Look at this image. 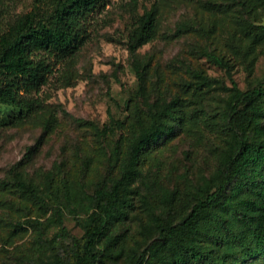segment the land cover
I'll list each match as a JSON object with an SVG mask.
<instances>
[{
    "label": "trees",
    "instance_id": "1",
    "mask_svg": "<svg viewBox=\"0 0 264 264\" xmlns=\"http://www.w3.org/2000/svg\"><path fill=\"white\" fill-rule=\"evenodd\" d=\"M108 1L33 0L30 11L12 18L0 14V125L24 123L43 106L42 86L59 63L79 51L89 19ZM225 1L205 6L224 14L234 4L249 14L245 0ZM259 2L264 7V0ZM235 24L248 39L246 52L264 42V24L244 15ZM158 25L159 7H144L127 36L136 97L125 102L124 117L111 115L107 125L94 129L99 140L111 138L106 174L87 183L69 176L63 161L27 173V162L50 130L52 118L42 124L35 145L27 148V161L18 162L20 171L14 170L13 180L2 181L41 210L12 226L14 234L32 229L34 254L3 264L264 262V80L240 89L234 81L227 86L193 69V91L198 93L192 101L186 105L179 94L166 98L155 89L156 82L153 88L147 83L151 58L137 54L156 37ZM191 28L180 23L176 32ZM199 54L229 71L224 55L206 47ZM210 98L213 102L207 104ZM191 105L189 117L219 134L214 166L194 179L183 173L172 186L158 185L144 171L143 162L154 147L174 135L184 107ZM82 165L84 172L89 164ZM66 218L79 226V237L68 233Z\"/></svg>",
    "mask_w": 264,
    "mask_h": 264
},
{
    "label": "rangeland",
    "instance_id": "2",
    "mask_svg": "<svg viewBox=\"0 0 264 264\" xmlns=\"http://www.w3.org/2000/svg\"><path fill=\"white\" fill-rule=\"evenodd\" d=\"M245 1L249 14L234 4L224 14L206 8L208 2H228L225 0H138L135 4L130 0H109L94 11L79 51L65 63H59L48 83L42 86L39 96L43 106L24 123L0 125V264L31 257L35 251L32 229L14 234L12 226L17 220L41 214V210L18 196L13 188L3 186L2 181H12L14 170L20 171L18 162L27 161V148L35 145L43 132V123L54 118L27 162V173L63 161L69 176L80 177L87 183L106 174V145L111 138L99 140L94 129L107 125L111 115L124 117L125 102L136 97L137 81L127 36L143 8L152 4L159 7L156 37L137 51L140 57L148 54L151 58L147 83L153 88L156 82L155 89L166 98L179 94L187 105L198 93L193 91V69H201L227 86L234 81L240 89L264 80V42L254 52H246L248 39L235 24L236 18L243 15L264 24V7L259 0ZM32 5L33 0H0V14L12 18L30 11ZM180 23L192 28L178 33ZM202 47L229 58V71L201 56ZM209 102L213 99H207ZM191 107H184L182 123L174 135L154 147L143 162L144 171L158 185L172 186L183 173L194 179L200 173H209L214 166L219 134L212 126L197 124L190 118ZM85 161L89 165L83 172ZM55 178L58 181V171ZM64 225L70 235H81V229L71 218H66ZM137 236L136 231L134 237Z\"/></svg>",
    "mask_w": 264,
    "mask_h": 264
}]
</instances>
